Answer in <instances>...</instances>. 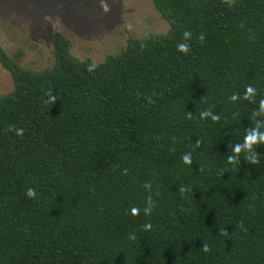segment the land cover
<instances>
[{
  "label": "trees",
  "instance_id": "1",
  "mask_svg": "<svg viewBox=\"0 0 264 264\" xmlns=\"http://www.w3.org/2000/svg\"><path fill=\"white\" fill-rule=\"evenodd\" d=\"M151 1L167 31L97 63L0 44V264H264V143L233 152L264 131V0Z\"/></svg>",
  "mask_w": 264,
  "mask_h": 264
},
{
  "label": "rangeland",
  "instance_id": "2",
  "mask_svg": "<svg viewBox=\"0 0 264 264\" xmlns=\"http://www.w3.org/2000/svg\"><path fill=\"white\" fill-rule=\"evenodd\" d=\"M151 0H0V44L23 66H50L51 36L60 30L71 53L97 63L125 46L129 37L165 32ZM14 83L0 63V96Z\"/></svg>",
  "mask_w": 264,
  "mask_h": 264
},
{
  "label": "clouds",
  "instance_id": "3",
  "mask_svg": "<svg viewBox=\"0 0 264 264\" xmlns=\"http://www.w3.org/2000/svg\"><path fill=\"white\" fill-rule=\"evenodd\" d=\"M187 35H188V33L185 32V36H187ZM178 48H179L180 51H183V52H187L188 51V46L186 44H183V43L179 44ZM94 67H95V65H91V66H89L88 70L91 71ZM255 92H256V90L252 86H248L246 88L245 93L243 94V99L251 100V98L255 95ZM56 99H57V97L54 96V95H50L49 96V100L51 102L55 101ZM230 99L232 101H235V100L238 99V97H237L236 94H233L230 97ZM260 113H264V100L260 101ZM206 114L207 113H201L202 116L206 115ZM218 119H219V116H215V115L212 116V120H218ZM260 123H261V121H256L257 125H259ZM22 131H23L22 129H16V134L20 135L22 133ZM258 143H264V131L257 130L256 127H253L245 135L243 143L242 144H236L234 146L233 152L234 153H239V151H240V149L242 147L248 149V148H252V146L254 144H258ZM182 159H183V162L186 163V164H190L191 163V159H190V156L188 154H185L182 157ZM228 159L230 161H235L236 156H229ZM250 159L252 160L253 163L257 162L256 156H253ZM26 195L28 197H34L35 196L34 189L29 187L27 189ZM131 211H132L133 214H136V213H138L139 209L133 208ZM145 211H147V210H145ZM145 227L148 228V227H151V225H145ZM205 250H206V248H205Z\"/></svg>",
  "mask_w": 264,
  "mask_h": 264
}]
</instances>
